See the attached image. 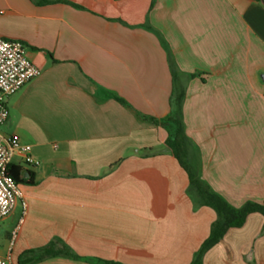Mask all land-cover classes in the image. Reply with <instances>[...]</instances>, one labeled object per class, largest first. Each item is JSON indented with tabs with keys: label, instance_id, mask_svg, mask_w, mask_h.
<instances>
[{
	"label": "crops",
	"instance_id": "1",
	"mask_svg": "<svg viewBox=\"0 0 264 264\" xmlns=\"http://www.w3.org/2000/svg\"><path fill=\"white\" fill-rule=\"evenodd\" d=\"M0 10V37L22 42L42 72L7 100L1 133L40 165L12 160L34 183H21L23 222L20 205L0 221V258L22 264L58 239L75 257L31 264H191L217 214L187 194L159 124L175 116L212 191L234 207L264 202L260 0H0ZM203 264H264V216L228 230Z\"/></svg>",
	"mask_w": 264,
	"mask_h": 264
},
{
	"label": "trees",
	"instance_id": "2",
	"mask_svg": "<svg viewBox=\"0 0 264 264\" xmlns=\"http://www.w3.org/2000/svg\"><path fill=\"white\" fill-rule=\"evenodd\" d=\"M41 2L46 3V1ZM171 71L173 77H175L176 70L174 67L171 68ZM181 99V95L177 97L178 101ZM159 124L171 129V133L166 144L189 177V188L187 190V194L193 201L194 207H209L217 214V219L211 226L208 238L194 254L191 262V264H203L206 253L224 239L228 230L232 228H241L245 224L247 217L251 214L259 213L264 216V202L256 203L249 201L241 207H234L229 204L222 196L215 193L208 187V185L202 180L197 168L191 163L188 154L189 138L186 134L185 125L182 119L175 116L169 120L161 121ZM10 175L19 183H34L32 173L27 172L25 177L21 178L19 171L15 170L12 166L10 167ZM56 255L75 257L69 248L61 240L57 239L50 242L48 246L44 248L25 252L23 255V260L25 261H23L22 264H31L43 260L46 257ZM91 261H95L97 264H121L118 262L98 259Z\"/></svg>",
	"mask_w": 264,
	"mask_h": 264
},
{
	"label": "built area",
	"instance_id": "3",
	"mask_svg": "<svg viewBox=\"0 0 264 264\" xmlns=\"http://www.w3.org/2000/svg\"><path fill=\"white\" fill-rule=\"evenodd\" d=\"M4 14L0 10V16ZM41 69L27 57L20 41L0 37V221L10 216L20 205V223L27 213L28 204L21 183L10 175L14 156H20L27 166L37 167L40 162L31 156V146L22 144L15 135L5 136L1 128L9 118L7 100L22 87L41 75ZM0 264H14L9 258H0Z\"/></svg>",
	"mask_w": 264,
	"mask_h": 264
},
{
	"label": "water",
	"instance_id": "4",
	"mask_svg": "<svg viewBox=\"0 0 264 264\" xmlns=\"http://www.w3.org/2000/svg\"><path fill=\"white\" fill-rule=\"evenodd\" d=\"M262 2V4L264 5V0H260Z\"/></svg>",
	"mask_w": 264,
	"mask_h": 264
}]
</instances>
